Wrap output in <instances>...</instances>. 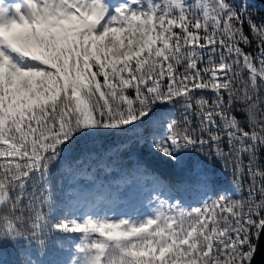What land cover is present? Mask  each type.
I'll return each mask as SVG.
<instances>
[{"label": "snow or ice", "instance_id": "1", "mask_svg": "<svg viewBox=\"0 0 264 264\" xmlns=\"http://www.w3.org/2000/svg\"><path fill=\"white\" fill-rule=\"evenodd\" d=\"M245 22L257 56L240 46L252 43ZM261 87L264 22L232 0H126L116 8L107 0H0V241L43 246L56 236L63 248L59 237L71 238L67 264H252L253 239L264 235V165L256 163L264 154ZM208 91L211 100L198 95ZM175 103L182 115L147 145L173 161L205 146L226 163L235 155V168L247 158V211L227 195L187 211L167 201L164 211L153 191L155 210L139 219L78 217L67 208L55 214L52 169L75 138L126 132L155 105ZM237 103L244 123L232 115ZM129 189V198L142 195ZM257 193L259 202L251 199ZM26 261L36 264L30 255Z\"/></svg>", "mask_w": 264, "mask_h": 264}, {"label": "trees", "instance_id": "2", "mask_svg": "<svg viewBox=\"0 0 264 264\" xmlns=\"http://www.w3.org/2000/svg\"><path fill=\"white\" fill-rule=\"evenodd\" d=\"M108 2L117 6L126 0ZM232 3L237 8L246 9L247 15L256 23L264 22V4L260 1L232 0ZM243 28L252 43L240 46L245 52L257 56L259 53L255 34L250 31L247 22ZM215 59H218V54ZM179 70L183 71V67L179 66ZM240 76L248 78L246 71L241 72ZM129 95L134 96V91L129 89ZM198 95L209 100L214 98L210 91ZM259 95L261 101H264V87H261ZM241 107L237 103L232 109V115L244 123L246 113L241 111ZM182 113L183 108L179 103L157 104L149 116L126 132L93 131L80 134L70 147L63 150L61 159L52 169L49 187L56 204L55 214L58 216L67 208L78 217L114 211L123 216L132 210L143 212L145 216L155 210L148 199L153 191L162 194L167 209V201L179 202L187 211L201 206L209 199L227 195L240 202L247 211L252 183L246 170L247 158L242 161L245 166L243 169L235 168L234 165L241 163L235 155L226 163L215 155L214 147L209 150L205 146L203 151H181L173 161L147 145L146 141L152 135L162 137L165 134L163 124L167 120L179 119ZM157 122L161 127H155ZM194 123L199 122L194 120ZM256 163L264 165V154L259 156ZM129 185L142 195L129 198L126 195L130 190ZM35 190L31 188L30 193ZM251 199L259 202L261 196L257 193ZM174 210L179 212L178 209ZM44 239L43 246L23 239L0 241V264H27L26 257L29 255L36 264H56L61 260L67 264L68 259L75 254L76 241L71 238L59 237L63 240V248L59 246L56 236ZM253 242L257 245L258 238H254Z\"/></svg>", "mask_w": 264, "mask_h": 264}, {"label": "water", "instance_id": "3", "mask_svg": "<svg viewBox=\"0 0 264 264\" xmlns=\"http://www.w3.org/2000/svg\"><path fill=\"white\" fill-rule=\"evenodd\" d=\"M260 1V0H258ZM262 2V1H260ZM264 4V2H262ZM259 243V244H258ZM257 243V252L255 254V258L252 264H264V235L259 237V241Z\"/></svg>", "mask_w": 264, "mask_h": 264}, {"label": "bare ground", "instance_id": "4", "mask_svg": "<svg viewBox=\"0 0 264 264\" xmlns=\"http://www.w3.org/2000/svg\"><path fill=\"white\" fill-rule=\"evenodd\" d=\"M260 1L264 2V0H260ZM262 2H261V3H262ZM258 241H259V238H258ZM257 243H258V242H257ZM258 244H259V243H258ZM254 258H255V257H254Z\"/></svg>", "mask_w": 264, "mask_h": 264}]
</instances>
